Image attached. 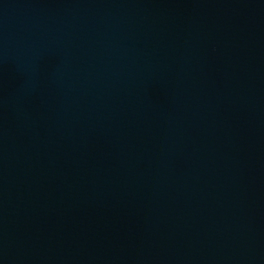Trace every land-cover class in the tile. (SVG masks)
<instances>
[{"label": "water", "instance_id": "95a60500", "mask_svg": "<svg viewBox=\"0 0 264 264\" xmlns=\"http://www.w3.org/2000/svg\"><path fill=\"white\" fill-rule=\"evenodd\" d=\"M0 264H264V0H0Z\"/></svg>", "mask_w": 264, "mask_h": 264}]
</instances>
